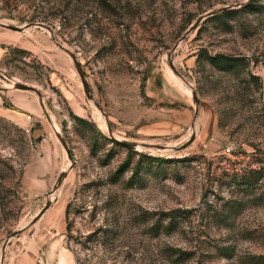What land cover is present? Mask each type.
<instances>
[{"label": "rangeland", "instance_id": "374dc122", "mask_svg": "<svg viewBox=\"0 0 264 264\" xmlns=\"http://www.w3.org/2000/svg\"><path fill=\"white\" fill-rule=\"evenodd\" d=\"M220 8L231 13L180 41ZM44 14L51 30L0 26V264H264V0H0L7 24ZM215 53L244 56L248 72L200 55ZM108 124L138 145L195 139L130 152ZM251 171L256 187L238 185ZM175 210L176 225L153 229Z\"/></svg>", "mask_w": 264, "mask_h": 264}, {"label": "water", "instance_id": "95a60500", "mask_svg": "<svg viewBox=\"0 0 264 264\" xmlns=\"http://www.w3.org/2000/svg\"><path fill=\"white\" fill-rule=\"evenodd\" d=\"M224 8H220V9H216V10H212L208 13H206L203 17H200L196 20V22L189 27V29L182 35L181 40H183L189 33L191 30L195 29L199 22H201V20H203L205 17H208V16H212V15H215L216 13L222 11ZM0 26L1 27H4V28H7V29H11V30H16V31H23L26 27H29V26H37V27H43V28H48L49 30H51L49 28V26L45 25L44 23L42 22H36V23H30V24H27V25H24V26H16V25H11V24H7V23H4L2 21H0ZM51 32V31H50ZM58 46L60 48H63L64 50H66L72 57L74 63H75V66L77 68V71L80 75V78L82 80V83H83V87H84V91H85V94L86 96L89 98V99H94V95H93V92L91 90V87L89 85V82L87 80V77L85 75V72L83 70V67L81 65V63L78 61L77 57L75 56V54L71 51H69L67 48H65L61 43L57 42ZM178 46V43L174 45V47L172 48V51H175V49L177 48ZM171 55L170 54V59H169V62H170V66L172 67V69L179 75H181L179 73V71L176 69L174 63H173V59L171 58ZM5 79H9L7 76L5 75H2ZM13 81V80H11ZM13 86L17 89H21V90H31V91H34L38 94L39 96V102L42 106V108H44V104H43V98H42V95H41V92L34 86H31V85H28V84H24V83H21V82H17V81H13ZM192 95H193V102L195 103V117L197 116L198 114V111H199V98L197 96V93L195 91L192 92ZM108 128H109V135L110 137L120 143L121 145H124L126 146L127 148L129 149H132V150H139V149H142V148H156V149H162V150H180L182 148H185L186 146H188L190 143L193 142V140L195 139V134L193 133L191 135V137L189 138V140L182 144L181 146H167V145H156V144H142L140 145L141 148H138V144L135 143V142H130V141H126V140H121V139H118L116 138L114 135H113V132L111 131V128L108 124ZM57 132V136L62 144V146L64 147V149L66 150V153L68 155L69 158H71V151L68 147V143L66 141V139L61 136V134ZM37 140H41V138H38ZM64 179V174L62 173L58 180H57V183L55 184V186L52 188L51 190V193L55 192L57 190V188L61 185L62 181ZM51 205V200H48L46 202V204L43 206V208L36 214V216L32 219V221L27 224L26 226L16 230L13 232V234L11 235L12 236H16L18 234H20L26 227L30 226L31 224L35 223L45 212L46 210L50 207ZM9 239L10 237H8L6 239V242L4 243L3 247H2V258H1V261L4 260L5 258V249H6V245L7 243L9 242Z\"/></svg>", "mask_w": 264, "mask_h": 264}, {"label": "trees", "instance_id": "16d2710c", "mask_svg": "<svg viewBox=\"0 0 264 264\" xmlns=\"http://www.w3.org/2000/svg\"><path fill=\"white\" fill-rule=\"evenodd\" d=\"M251 5V4H250ZM249 5V6H250ZM231 13V11H224L222 12L220 15H214L212 16V20L214 19H223L224 17L228 16ZM30 20L32 21H41V22H46L48 20V16L44 14V16H32V18H30ZM201 57L205 56L206 58H208V61L210 62V64L212 66H215L217 68H219L222 71H235V72H240L243 71L244 73L248 72V64H247V60L244 56H233V55H228L225 53H215L213 55H205V54H200ZM255 79H259L257 76H253ZM130 152H134V150H130ZM141 156H146L147 159L151 158L152 160H156V161H163L161 158H153L147 154H141ZM129 165V161H126L124 163H122L118 170L116 171V175L120 174L121 171L127 167ZM138 172V168L135 169V173ZM259 173L251 171L250 174H241L239 176V178L236 180L238 185H244L246 187H249V189L255 188L256 187V183L257 180L259 179L258 175ZM168 217H171L172 220L170 223H168L167 226H163L162 224H160V222H156L155 225L153 226V229L156 231H159V229L164 228L165 230H169L171 229L174 225H176L177 221L179 218H181L182 216H184V212L183 211H179V210H175L174 212L165 214ZM179 252H177L176 254H178ZM188 252L186 251H181L180 254H178V257L180 258H184V255H187Z\"/></svg>", "mask_w": 264, "mask_h": 264}, {"label": "crops", "instance_id": "0c3cea01", "mask_svg": "<svg viewBox=\"0 0 264 264\" xmlns=\"http://www.w3.org/2000/svg\"><path fill=\"white\" fill-rule=\"evenodd\" d=\"M59 264H75V262L72 256H67V260H61Z\"/></svg>", "mask_w": 264, "mask_h": 264}, {"label": "built area", "instance_id": "2783aa9c", "mask_svg": "<svg viewBox=\"0 0 264 264\" xmlns=\"http://www.w3.org/2000/svg\"><path fill=\"white\" fill-rule=\"evenodd\" d=\"M37 262H38L39 264H47V263H45L44 258H43L42 256H38V257H37Z\"/></svg>", "mask_w": 264, "mask_h": 264}, {"label": "bare ground", "instance_id": "6f19581e", "mask_svg": "<svg viewBox=\"0 0 264 264\" xmlns=\"http://www.w3.org/2000/svg\"><path fill=\"white\" fill-rule=\"evenodd\" d=\"M26 28H28V27H26ZM25 28V29H26ZM24 29V30H25ZM9 83V82H8ZM10 85H12L13 84V81L11 82V83H9ZM187 88V87H186ZM188 89V88H187ZM56 128V129H55ZM54 129H55V131H58V127H56V126H54ZM138 148H141V146L140 145H138ZM51 198V197H50Z\"/></svg>", "mask_w": 264, "mask_h": 264}]
</instances>
